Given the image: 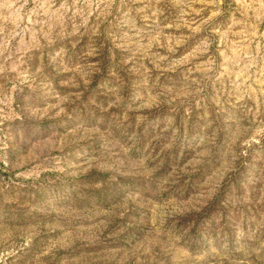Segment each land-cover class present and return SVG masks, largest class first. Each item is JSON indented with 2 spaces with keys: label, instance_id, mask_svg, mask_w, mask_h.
<instances>
[{
  "label": "rangeland",
  "instance_id": "374dc122",
  "mask_svg": "<svg viewBox=\"0 0 264 264\" xmlns=\"http://www.w3.org/2000/svg\"><path fill=\"white\" fill-rule=\"evenodd\" d=\"M0 264H264V0H0Z\"/></svg>",
  "mask_w": 264,
  "mask_h": 264
}]
</instances>
